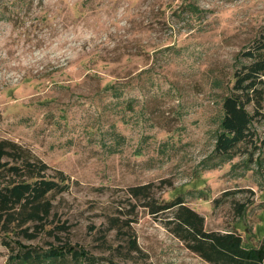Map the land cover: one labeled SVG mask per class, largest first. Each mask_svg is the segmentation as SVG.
<instances>
[{
  "label": "rangeland",
  "instance_id": "rangeland-1",
  "mask_svg": "<svg viewBox=\"0 0 264 264\" xmlns=\"http://www.w3.org/2000/svg\"><path fill=\"white\" fill-rule=\"evenodd\" d=\"M263 28L264 0H0V140L69 177L50 217L69 225L62 240L98 264H211L166 227L171 211L153 215L133 200L131 227L111 226L127 217L129 188L154 183L157 202L183 197L207 230L258 243L264 176L245 169L244 154L202 163L237 56ZM238 202H251L243 216ZM3 236L0 264H9L18 248ZM7 237L41 249L60 243L45 231Z\"/></svg>",
  "mask_w": 264,
  "mask_h": 264
},
{
  "label": "trees",
  "instance_id": "trees-1",
  "mask_svg": "<svg viewBox=\"0 0 264 264\" xmlns=\"http://www.w3.org/2000/svg\"><path fill=\"white\" fill-rule=\"evenodd\" d=\"M233 77L234 83L223 98L215 147L203 161V169L216 168L244 154L241 164L245 169L255 168L264 176V130H259L264 123V28L238 54ZM250 105L253 111L249 110ZM213 157L218 160L207 163ZM68 179L64 171L27 154L22 145L9 139L0 140V233L4 234L6 246L12 250L18 248L10 256L9 264H98V258L84 247L62 240L60 233L66 232L69 225L50 219L54 196L70 188ZM154 186L147 183L130 187L129 209L120 211L127 217L113 218L111 226L119 230L121 226L130 228L135 219L128 214L135 212L138 205L132 201L138 200L153 215L171 211L172 216H166V227L211 264H264V236L257 244L249 245L235 230H207L205 217L188 206L183 197L157 202L152 194ZM249 204H236L241 216ZM49 225L51 228L46 229ZM44 231L60 243L41 249L7 237L16 234L34 239ZM129 247L141 251L135 235L129 237ZM108 264L118 263L109 260Z\"/></svg>",
  "mask_w": 264,
  "mask_h": 264
}]
</instances>
